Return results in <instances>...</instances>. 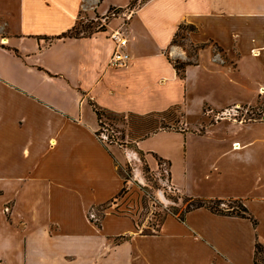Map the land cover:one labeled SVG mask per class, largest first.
<instances>
[{
	"label": "crops",
	"instance_id": "obj_1",
	"mask_svg": "<svg viewBox=\"0 0 264 264\" xmlns=\"http://www.w3.org/2000/svg\"><path fill=\"white\" fill-rule=\"evenodd\" d=\"M102 2L0 0V264H255V243L264 245V119L210 122L193 143L183 112L191 92L220 110L264 98V0L140 2L123 27V66L108 64L121 16L106 12L130 0ZM85 17L104 24L56 37ZM180 24L193 27L184 45L173 43ZM175 59L186 63L183 76ZM93 104L138 115L176 107L179 129L135 138L134 147L152 170V153L170 161L175 190L240 199L256 224L197 207L142 233L132 213L106 206L123 186L116 164L136 151L102 142ZM177 138L184 155L177 144H149ZM95 208L99 225L89 217Z\"/></svg>",
	"mask_w": 264,
	"mask_h": 264
},
{
	"label": "rangeland",
	"instance_id": "obj_2",
	"mask_svg": "<svg viewBox=\"0 0 264 264\" xmlns=\"http://www.w3.org/2000/svg\"><path fill=\"white\" fill-rule=\"evenodd\" d=\"M123 1L124 0H103L101 5L106 7L108 5V2L122 3ZM139 4L140 0H135L132 4L124 8L118 9L115 7L114 10L107 11L106 16H121L120 24L125 26L129 15ZM103 22L104 20L100 19L99 17H85L79 19L78 29L81 33V31H83L82 29H85L86 26H89L90 30L92 31L97 27H100V25H103ZM189 30L190 29L185 26L179 32V35L176 37V44H185L186 33ZM181 34L183 35V37H180ZM186 48L188 49L189 54L194 53L195 46L188 44ZM193 95L194 93L191 92L187 96V109H184L183 112V119L185 121V124H188V128L190 130L188 132L192 134L191 142L193 143H197L199 141V136L197 137V135L194 134V130H198L203 125L206 126L210 122L214 123L215 121L222 119H232L234 121L237 119L240 121L264 119V114H262V116L260 117L258 114H256V112H258V109H250L251 107L255 106V104L246 106L240 105L235 108H222V110H220L216 108V106H209L203 103L198 96L194 97ZM260 100L262 101V105L264 106V98H261ZM263 106H261V108ZM226 110H228L229 114L225 113L224 116H222L221 112ZM230 112L232 114H230ZM220 115L221 117H219ZM177 117L178 110H176V107H174L169 109L167 117H165L164 119H162L161 116L157 115L134 117L127 116V114L124 121L118 120L108 122L109 120L103 118V127L101 130L102 135H104L105 137L104 139L101 137L100 138L102 139V142H106L105 144L110 143V139L114 141V143H118L119 145L121 142H124V144L122 145L123 149H125L127 146L130 149L134 150L135 147L131 143L132 140L135 139L139 133H144L145 131L149 130L152 127L150 125L148 126L149 123H152L155 126H159L161 123H165L170 125L171 127H181L182 124L176 121L174 122ZM168 143L172 145L177 144L179 154L180 149H184V142L181 138L168 141L154 139L149 144L153 146L158 145L161 147L167 146ZM233 145L238 146L237 142H234ZM135 151L136 159L131 158V161L120 164L122 166L123 174H128V177L126 176L128 179L125 184V191L123 192V196L120 197L119 200L118 198L111 200L106 206H113L116 211L132 213L134 215V218L136 219V223L138 224L140 231L153 232V230L158 229V225L160 224V221L165 214L174 212L175 216H180L183 213V210L185 209L188 201L184 200V196H182V194L184 193L171 188V185L166 180L165 168H157L156 170H152L150 169V167H148V169H146L145 167L148 165H145L142 155L139 154L136 149ZM128 154L131 155V153ZM182 154L184 155V150L182 151ZM106 206L104 205L103 207L105 208ZM221 206L226 207V204ZM101 211L102 209L98 208L92 210V212L96 216L95 220H98ZM257 259L259 263L264 264V252H258Z\"/></svg>",
	"mask_w": 264,
	"mask_h": 264
},
{
	"label": "trees",
	"instance_id": "obj_3",
	"mask_svg": "<svg viewBox=\"0 0 264 264\" xmlns=\"http://www.w3.org/2000/svg\"><path fill=\"white\" fill-rule=\"evenodd\" d=\"M134 1L135 0H130L129 5L132 4ZM143 1H146V0H140V2H143ZM114 9H115V7L110 6L108 8V11H112ZM78 24H79V20L71 28H69L66 31L60 33L56 37H59V38L60 37H67V36L78 37V36H82V35H88L89 33H91L93 31V30L92 31L90 30L89 26H86L85 29H82L83 31H81V33H80V31L78 29ZM185 26L188 27V29H192L193 28L191 25L187 26V25H184V24H180L178 29H177V31H176V33H175V36L173 38V43H176V37L179 35V32ZM101 27L102 26L97 27V28L100 29ZM82 32H84V33H82ZM85 32H88V33H85ZM180 37H183V35L181 34ZM172 64L175 67V69L178 72V74L180 76H183V69H184V66H185L186 63L182 62V61H180L178 59H175V60L172 61ZM260 99L261 98L257 99V101L255 103V106H253L251 108L249 107L250 109H258V112H256V114H258L259 117L262 116V114H264V106L262 105V101ZM261 106H263V107L261 108ZM93 108H94V111L96 113V116H97V119H98V123H99V128H98V130L96 132V134H97V136L99 138H100V134L102 132L101 129L103 127V118L109 120L108 122L118 121V120L119 121H124L125 116H126L125 113H115V112H112V111H109V110H106V109H102V108L98 107L95 104H93ZM168 111H169V109L168 110H164V111H159V112H149V113L141 114V115L134 114V113H127V116L144 117V116L157 115V116H161L162 119H164L165 117H167ZM175 121L180 123L179 116L174 120V122ZM151 124L150 123L148 124V126L149 125L152 126L149 130L145 131L144 133H139L136 138L147 137L148 135H150V134H152L154 132H157L159 130L170 129V128L179 129V127H171L170 125L165 124V123H161L159 126H155V125H153V124L151 125ZM144 125H146V124H144ZM122 137H123V135H122ZM110 142L114 143V141H112L111 139H110ZM131 143L134 145L133 142H131ZM123 144H124V142L120 143V145H123ZM135 149H136V147H135ZM136 150H137V152L139 154L142 155V158L144 159L143 152L138 150V149H136ZM152 155H153V157L156 160L157 168L158 169L165 168L166 180L170 184V161L168 159H166V158H163V157L159 156L156 153H152ZM144 163H145V165H147L145 159H144ZM116 167H117L118 173L123 178V186L121 187V189L119 190V192L115 196V198L119 199L120 197L123 196V192L125 191V184H126V181L128 179L127 178L128 174H126V175L123 174L122 166L119 163L116 164ZM145 168L148 169V166H146ZM171 188H173V187L171 186ZM182 196H184L183 197L184 200L188 201V203H187L185 209L183 210V213L180 216H178L179 219H182L183 218V214L185 212L189 211L190 209L197 208V207H206V208L210 209L211 211L217 212V213H220V214H228V215L229 214L230 215L234 214V215H240V216H243V217H248V218L251 219L253 225L256 224V220L248 214L247 209L245 208V206H243V204H242L240 199H227V200H223V199H207V198L193 197V196H189V195H186V194H182ZM225 204H226V207L225 206H221V205H225ZM171 214H174V212L171 213ZM101 216H102V213L99 214L98 219ZM95 223L97 225H99V220H96ZM136 225H138V224L136 223ZM141 232L142 233H151V232H145V231H141ZM258 252H264V245L261 244L260 242L256 241L255 250H254V258H253L255 264H261V263H259V261L257 259Z\"/></svg>",
	"mask_w": 264,
	"mask_h": 264
},
{
	"label": "built area",
	"instance_id": "obj_4",
	"mask_svg": "<svg viewBox=\"0 0 264 264\" xmlns=\"http://www.w3.org/2000/svg\"><path fill=\"white\" fill-rule=\"evenodd\" d=\"M123 27V25H120L112 30L109 34V37L112 39L114 44L113 50L108 60V64L111 66L126 65L130 58L129 53L124 48L127 42V37L123 30ZM100 137L103 139L105 137L104 135H102V132L100 134ZM89 217L92 219H96V216L93 212L89 213Z\"/></svg>",
	"mask_w": 264,
	"mask_h": 264
}]
</instances>
